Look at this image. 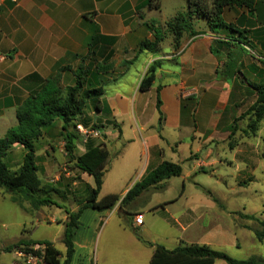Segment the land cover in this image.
<instances>
[{"label":"crops","instance_id":"obj_1","mask_svg":"<svg viewBox=\"0 0 264 264\" xmlns=\"http://www.w3.org/2000/svg\"><path fill=\"white\" fill-rule=\"evenodd\" d=\"M207 6L211 9V0ZM188 10V0H0V138L17 124V108L49 77L58 74L61 85H73L82 63L96 73L90 79L101 93L88 100L95 106L96 117L77 122L91 128L97 120L99 135L85 139L80 133L79 141L84 139L85 144L80 147L77 143L78 153L98 145L109 151L98 198L109 193L123 198L147 171L163 161L179 163L185 177L196 175L201 166L203 171L213 166L216 144L231 138L233 121L241 114L246 95H255L253 85L264 80V0H253L251 9L228 4L218 21L193 16L197 32L185 33L178 47L168 33L167 48L164 40L157 50L139 48L142 41H154L150 25L165 29L167 21ZM155 61L159 63L155 79L142 91L141 81ZM54 124H60L62 130L60 119ZM48 128L37 140L48 139L36 148L37 157L54 150ZM19 148L23 146L16 144L8 154ZM186 165H190L187 171ZM43 166L47 171L48 166ZM77 170L82 172L79 189L85 193L80 208L87 186L94 187L95 180ZM169 180L146 187L122 206L118 203L104 211L84 209L73 237L71 264L90 260L92 243L79 231L80 221L87 217V223L97 231L94 241L97 237L101 243L100 264H149L153 244L162 243L148 239L147 207L152 215L160 209L167 211L174 200L155 197ZM186 189L184 182L179 198L187 197ZM193 196L187 213L191 219L198 206ZM163 200L168 204L162 206ZM134 203L141 211L134 212ZM74 210L60 204L43 206L35 222L41 224L45 212L58 213L65 230L68 212L78 211ZM118 213L123 214L122 221ZM138 213L144 216L140 225L135 223ZM183 213L175 225L186 228L194 222L186 220L185 226ZM176 239L174 247H166L173 249L181 240L194 243L181 236ZM60 252L62 260L66 247Z\"/></svg>","mask_w":264,"mask_h":264},{"label":"rangeland","instance_id":"obj_2","mask_svg":"<svg viewBox=\"0 0 264 264\" xmlns=\"http://www.w3.org/2000/svg\"><path fill=\"white\" fill-rule=\"evenodd\" d=\"M159 22L162 23L160 19ZM169 39L170 37L164 39V48L168 47ZM255 98V95H246V104L242 107L241 114L233 121L234 132L231 138L216 144V163L213 166H206L204 171V167L201 166L202 168L197 169V174H193L192 177L173 176L166 189H164L165 185L158 188L159 194L155 198L174 201L169 204L167 211L160 209L153 215L147 207L148 239L158 240L172 248L174 247L173 242L177 240L176 237L181 236L194 243L211 244L212 248L222 250L236 259H248L252 256L264 257V241H259L254 234V230L260 229L259 223L243 216L252 214L259 219H264V123H259L257 129L253 130L250 116L247 115V110ZM95 113L94 104L87 100L84 112L77 117L76 122H81L82 119L88 117L95 118ZM95 121L93 127L88 129L89 136L82 134L85 139L94 135L90 131H99L96 126L98 121ZM47 134L52 139L51 144L54 150L48 153L49 156L42 154L37 157L41 168L38 174L43 185L56 189V192H53V199L56 202L69 211L72 209L77 211L79 204L85 198V193L79 189L82 172L78 171L73 163L67 162L65 140L60 124L59 126L51 125ZM45 141L47 143L48 139L37 141L36 148L40 149L44 146ZM77 143L83 147L85 141L84 139L78 140ZM22 149H15L8 154L7 161L13 171L22 164L25 152L24 148ZM40 151L38 153H41ZM77 151H79L78 148ZM43 164L48 166L47 171ZM189 167L190 165H186L185 170H189ZM184 182L187 185V197L179 198ZM155 192L156 190L153 193ZM192 196L198 201L197 208L193 210L194 223L186 228L181 224L180 226L175 225V219L183 212L181 218L184 221L182 223L185 226L187 225L186 220L191 223L192 216L187 213H189L188 203ZM11 197V193L0 189V247L3 248L21 239L25 241L47 239L55 242L56 246L64 252L65 245L62 240L64 229L60 225L63 219L58 218V213L45 212V216H40V219L44 217L41 221L42 225L36 224L38 211L42 207L34 209L28 201L22 200L18 204L13 202ZM165 203L167 201L163 200L162 206ZM133 206L134 212L141 211L135 203ZM117 215L121 221L124 219L123 214L118 213ZM169 216L174 218H169ZM81 221L79 231L92 243L90 260L85 264H100L101 243L97 237L94 241L97 231L94 225L87 223L88 217ZM200 225L204 227L203 231ZM35 226L37 227L34 228ZM38 246L41 245L36 244L31 247L37 249ZM216 262L227 264L221 259ZM0 264H42V262L40 257L34 259L32 255L18 250L0 253Z\"/></svg>","mask_w":264,"mask_h":264},{"label":"trees","instance_id":"obj_3","mask_svg":"<svg viewBox=\"0 0 264 264\" xmlns=\"http://www.w3.org/2000/svg\"><path fill=\"white\" fill-rule=\"evenodd\" d=\"M212 7L208 8L209 0H188L189 10L185 14H179L166 23V29L150 25L154 35V41L145 40L139 45L140 49L157 50L167 34L173 36L175 46H179L180 39L185 33L195 34L193 16L221 20L223 7L237 3L252 8L253 0H211ZM159 66L158 61L153 62L148 74L140 84V89L145 91L150 88L155 79V70ZM91 76L96 73L90 67H84L81 63L75 71V83L64 87L60 77L55 74L49 77L40 90L31 94L22 105L17 108V124L10 127L0 138V189L11 193V200L18 204L28 201L32 208L39 209L43 206L59 203L53 199L56 189L43 185L38 174V164L35 143L44 134V129L53 125L57 119L62 121V135L65 140L67 162L73 163L76 168L91 175L95 180V186H87V197L77 212H68L69 219L65 222L64 244L66 252L61 260V252L51 241L19 240L16 243L0 247V253L23 250L28 254L43 256L45 264H71L74 253L73 237L79 227V217L86 208L104 211L114 208L118 203L122 206L127 201L134 199L146 187L166 181L173 176H181L183 168L179 163L163 161L156 168L147 171L142 179L136 182L122 198L119 193H109L98 198L103 184L105 166L108 161L109 151L105 146L98 145L88 148L83 154L77 151V141L81 134L77 129L79 123L77 117L82 115L86 101L92 96L100 95L101 89L95 88ZM86 85H89L86 87ZM256 93L255 101L247 110L250 115V124L253 130L264 119V80L261 84L253 85ZM160 107V100L158 101ZM245 114V113H244ZM84 119H82L83 121ZM234 132V129H233ZM16 144L22 145L25 152L21 166L13 171L7 161L9 151ZM245 218L256 220L260 229L254 230L255 237L264 241V219H259L252 214H244ZM148 244H153L147 242ZM39 244L43 248L34 249L31 246ZM154 253L149 264H215L221 259L227 264H264V257L252 256L248 259H236L222 250L212 248L205 243H187L181 240L179 245L169 249L163 244H153Z\"/></svg>","mask_w":264,"mask_h":264},{"label":"built area","instance_id":"obj_4","mask_svg":"<svg viewBox=\"0 0 264 264\" xmlns=\"http://www.w3.org/2000/svg\"><path fill=\"white\" fill-rule=\"evenodd\" d=\"M11 1L14 2V3L18 2V0H11ZM77 129H78L79 132L82 133L83 135L85 134V136H89V135H88V133H89L88 129H89V128H86V127H84L82 124L79 123V124L77 125ZM90 133H92V134H94V135H98V134H99V131H94V130H92V131H90ZM143 220H144V216H143L142 213H138L137 215H135V223H136V224H138V225L142 224V223H143ZM39 248L41 249V248H43V246H38L37 249H39ZM30 255H32V257H33L34 259H38V257H40L42 264H45L43 256H37V255H33V254H30Z\"/></svg>","mask_w":264,"mask_h":264}]
</instances>
